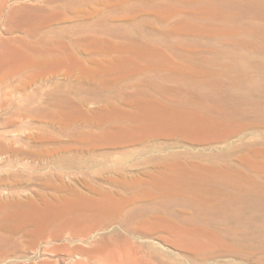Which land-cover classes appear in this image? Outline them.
I'll return each mask as SVG.
<instances>
[{
  "label": "rangeland",
  "instance_id": "374dc122",
  "mask_svg": "<svg viewBox=\"0 0 264 264\" xmlns=\"http://www.w3.org/2000/svg\"><path fill=\"white\" fill-rule=\"evenodd\" d=\"M232 3L11 0V41L18 50L45 54L51 61L18 71L11 67V103L0 108V202L11 200L12 208L14 202L26 200L52 207L81 198L135 200L118 217L106 219V227L107 233L126 238L145 264H264V237L262 245L243 254L226 239L218 251L204 239L202 252L184 248L178 238L162 231L129 234L120 224L126 212L132 221L142 218L137 206L143 198L150 199L154 214H168L167 199L145 192L169 160L237 165L242 146L264 148V124L245 118L223 140L170 132L119 135L142 121L150 105L193 102L197 85L212 82L230 59L248 62L249 75H259L258 68L264 67V14ZM22 5L33 14L18 22L14 13ZM213 59L217 63L208 65ZM228 73L219 75V88L231 87ZM204 102L209 105L211 99ZM7 209L0 207V223L10 224L11 233L0 229V237L10 239L13 248L25 249L16 222L1 220ZM191 215V210L184 211V227L212 225L186 222ZM214 224L226 234L224 221ZM77 244L63 240L38 248L65 246L58 251L61 256ZM24 252L11 255V261L23 258Z\"/></svg>",
  "mask_w": 264,
  "mask_h": 264
},
{
  "label": "bare ground",
  "instance_id": "6f19581e",
  "mask_svg": "<svg viewBox=\"0 0 264 264\" xmlns=\"http://www.w3.org/2000/svg\"><path fill=\"white\" fill-rule=\"evenodd\" d=\"M232 2L237 9L250 8L264 14L263 0ZM14 14H18V22H21L29 18L33 11L27 5H22ZM240 42L246 44L243 40ZM261 48L264 50V42ZM49 61L50 57L45 54L31 55L15 47L11 41V0H0V108L11 103V67L18 71L29 68L31 64ZM215 61L218 60L208 61V65L217 63ZM222 65L224 67L213 74L212 82L197 85L199 89L193 102L181 101L178 107L166 108L150 105L148 111L141 115L142 121H136L132 129L123 130L119 135L130 138L133 132L143 135L170 132L187 134L200 140H223L239 127L242 118L264 124V67L258 68L259 75L252 78L247 71L248 62L230 59V63ZM227 72L231 77V87L221 89L217 85L219 75ZM206 98L211 99V104L204 102ZM195 105L199 109H192ZM240 153L242 160L237 165L169 160L161 177L149 183L150 192H145L149 197L167 199L168 214H154L148 206L152 204L150 199L143 198L137 206L142 218L132 221L126 212L124 219L120 220L121 226L129 234L152 235L162 231L178 238L184 248L202 252L204 239L216 244L215 250L222 248V242L226 239L237 248L227 250L240 254L248 248L262 245L264 148L244 145ZM136 202L107 196L94 200L81 198L66 201L54 207L47 202L40 205L32 200L16 201L11 208V200L1 201L0 207L8 208L1 220L5 223H11V220L16 222L15 228L23 237L20 242L25 241L26 247L13 248L10 239L2 240L0 237V264H145V260L138 258L136 251L129 247L126 238L117 233H107L106 227V219L118 217L126 207ZM186 209L193 214L185 219L186 222H209L212 225L206 228L184 227L180 218L184 217ZM219 220L229 226L226 234H222L214 224ZM0 229L11 233L10 224L0 223ZM63 240L78 244L74 250H62L61 256L57 255L58 251L65 246L38 248L41 244ZM170 244L173 245V239ZM124 247L128 249L127 252ZM23 250L25 254L20 256L23 258H16L12 262L11 255L17 257ZM54 257L57 260H52ZM147 264L152 263L148 261Z\"/></svg>",
  "mask_w": 264,
  "mask_h": 264
}]
</instances>
